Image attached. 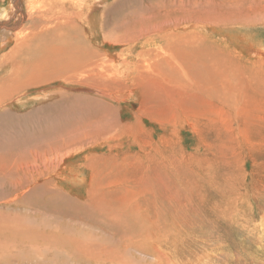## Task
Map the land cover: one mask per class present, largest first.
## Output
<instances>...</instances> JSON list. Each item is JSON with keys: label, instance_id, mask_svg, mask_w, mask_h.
Wrapping results in <instances>:
<instances>
[{"label": "rangeland", "instance_id": "obj_1", "mask_svg": "<svg viewBox=\"0 0 264 264\" xmlns=\"http://www.w3.org/2000/svg\"><path fill=\"white\" fill-rule=\"evenodd\" d=\"M9 2L0 0L5 25ZM18 2L25 12L26 2H81L82 17L67 8L55 18L75 23L57 46L70 40L81 60L43 67L30 84L23 74L0 104L1 138L2 128L28 134L11 142L23 159L0 170V211L16 219L6 224L14 233L0 228V264H264V21L222 20L256 17L263 0ZM225 27L244 29L250 49L233 46ZM200 63L222 69L229 100L220 86L195 85ZM74 134L87 137L51 150Z\"/></svg>", "mask_w": 264, "mask_h": 264}, {"label": "bare ground", "instance_id": "obj_2", "mask_svg": "<svg viewBox=\"0 0 264 264\" xmlns=\"http://www.w3.org/2000/svg\"><path fill=\"white\" fill-rule=\"evenodd\" d=\"M18 1L19 0H11V2H9V4L7 6V10L9 11V14L12 13L11 17L12 18L13 17L15 18L14 19V22L12 24H8V25H5V24H3V23L0 22V33L1 34L3 33L5 35V37H3V40L6 43H8L9 40L12 39L11 38V36H12L13 39H14V41H15L13 47L10 48V50H8L7 52H5L4 54H2L1 55V59H0V68L2 66H6V67L9 68V72L6 73L7 75L5 74L6 77L3 76L4 78H1V80H0V104L3 103V101L5 102L7 96H12L16 89L21 88L24 85V82H22L23 79H24L23 78V74H27L28 73L27 74L28 75V77H27L28 79H26V80H28V84H30L31 82H35L37 80L36 72L38 70H40L41 68H43V67H46V66H50V67L51 66H57V67H62L64 69L69 64H71V63L72 64L78 63L81 60L80 59V56H79V54H77V52L75 54V53H73V52L70 51L71 50V46L73 44L72 45L71 44L67 45L68 47L66 46V44H68L70 40L68 41V40L65 39L64 41H66V44L64 42H62L61 45L65 44V48L59 49L60 47L57 46V45L60 44V41L63 40V37L65 38V35H67L68 37L70 36V33L72 32V29L75 26V23H73L70 20H68V21H66V20L58 21L57 19H55V18H58L60 14L66 13V9L67 8L70 9L69 18H73V17L80 18V17H82V15H83V7L80 5L81 2H41L40 4L43 5V8L42 9L39 6L36 5L37 2H26L25 5H27L26 7H27V9H28L29 12H25L20 7ZM30 1H32V0H30ZM55 1H57V0H55ZM199 2H202V1H199ZM263 2H264V0H263ZM19 9H21V10H19ZM260 10H263V9H260ZM221 12H223L224 14L226 13L224 10L223 11H220V13ZM226 14H227V16H226ZM226 14H225V16H222V20L223 21H227V19H229V21L231 19L233 21L235 20L236 22L238 21V22H245V23L246 22L253 23L254 21L256 23L257 21H259V22H263L264 21V11H262L261 13L258 10H257V12L255 11L256 17H252L253 15L250 16L248 14H243L241 16H236V17L235 16H232L231 17L230 15L228 16V14H230L229 12L226 13ZM206 17L209 20V17H211V16H209V15L206 14ZM207 18H206V20H207ZM50 20L52 21V25L50 24ZM218 20H219L218 21L219 23L222 22L221 19H218ZM203 21H205V20H203ZM21 23L23 25L21 27H19V25ZM3 26H5L6 28H13V29L12 30H8V29H5V28H2ZM225 29H227L231 33V36H229L230 37L229 39H230V42L233 44V46L236 45L238 48H242V49L249 48L250 45L248 43H245L244 44L242 42V41H244V40L247 39V37L245 36V32H244L245 30L244 29H243L244 31L241 30L240 28L225 27ZM215 30H216V28H215ZM221 30L223 31L224 28L221 29ZM227 30H226V34L228 35V33H227L228 31ZM225 37L227 38V36H225ZM4 41H2V43L0 44V48H3L5 46L3 44ZM196 44H197V42H196ZM193 45H195V44H193ZM253 46L255 47L254 44H253ZM195 47H196V45L194 46V50L196 49ZM255 49H254V52L252 51V53H254V55L257 56V54H259L260 51H258L256 47H255ZM73 50H74V48H73ZM200 51L201 50H198V52H200ZM189 53H191V52H189ZM193 53H191V54L193 55ZM203 53L199 57L202 58ZM21 54L23 55V59H24V64L23 65L21 64V61H19L20 60L19 59V56L22 57ZM195 56H197V55H195ZM200 59L199 60L197 59V60L200 61ZM205 65L206 64H203L202 63L201 64V67H199V68L196 67V68H194L195 70L193 71V72L197 71L198 72V75H201L200 78L202 79L201 80V83L202 84L201 85L199 84L200 81L197 82L196 84L195 83H192V84H195L196 86L201 87V89L205 88L204 91L207 90L208 93L210 91H213L214 90V87H218V86H220V88H219L220 90L222 88V90L220 91L221 94L223 93V91L225 92V89H227L228 91H231V88H230L231 86L229 87L228 85H226L229 80L228 81L225 80L226 83L223 80V82L225 83L223 85L220 82V79L219 78L221 77V73L220 72L222 71V69H221V71L219 70L220 71L219 73L218 72H212V71L215 70L214 69L215 67L212 68V69H210V68L208 69L207 67H205ZM191 73L192 72H190V74ZM214 73H215V75H214ZM203 74L206 75V78L204 77ZM222 78L223 79H230V78H233V76L232 77L230 76V78L228 76L227 77H224L223 76ZM209 81H211V82H209ZM47 91H48V89H47ZM228 91H226L227 94H228ZM44 92H46V91H44ZM226 93L225 94H222V95H223V97L226 96L227 97L226 99H228L229 95H227ZM49 95L50 94H48V97H49ZM233 95H235V94H233ZM55 96L57 97V95H55ZM69 96L70 95H62L58 99H56V101L57 100H66V99L68 100V98L71 101H75L77 99V98L74 99L73 97H69ZM39 100H40V98H38V103H40ZM33 101H34V99H33ZM18 102L19 103H21V102L24 103L25 101H18ZM72 105L74 106V108H76V106H77V105H75V103H73ZM236 108H237V106H236ZM100 115L101 114H99L98 117H96V116L94 117V121H95L94 123L95 124L92 127H91V125L88 122H85L84 123V126L87 127V128L88 127H91L90 129L97 128L98 123L96 122V120L99 119V126H100L99 128H101V125L107 120L106 118H108V115H110V114L108 112H106V113L104 112V113H102L101 116ZM7 124H8V122H7ZM84 126H83V128L80 127L81 130H84ZM53 127L56 128V126H51L50 128H53ZM61 129L62 130H60L59 127L56 128L57 131H63L64 128H61ZM97 131L100 134H102L101 131H99V130H97ZM2 132H3V134H2ZM1 134H2V136H5V137H4V139H2L1 136H0V146L4 143L5 140H8L9 141L8 146H10V148L7 149L8 151H5V153H3L2 155H0V165H1L0 170H1V172H4V173L6 172L7 173V172L11 171V168L10 167L17 166L16 164H12V162L14 160L16 161V160L23 159L21 157H24V155L26 153V151L23 152L24 153V155H23L22 151L20 150V146L17 145L16 148H15L14 147L15 144L11 145V142L14 143L15 140H16V142L19 141L20 144H27L28 143V134H25L24 139H23L22 136H17L18 137L17 138L13 134H11L10 131L5 133L4 130H3V128L1 129ZM42 136H44V134ZM85 136L87 137V135H82L81 137H77V135H72L67 140L66 139L61 140L59 142V144H60L59 146L56 147V146L53 145L52 147H55V148H52L51 150H54L56 148H61V147H63L66 144L77 143V140L78 139H81L82 140V139H84ZM1 140H4L3 143H2ZM78 142H80V141H78ZM5 143H8V142H5ZM2 150H3V148H2ZM11 160H12V162H10ZM20 167L22 169V165L21 164H20ZM17 171H19V170H17ZM17 171H16V173H18ZM73 172H74V170L72 171V173ZM73 175H74V173H73ZM74 186L76 188L78 185L77 186L74 185ZM11 189H12V187H11ZM13 191H14V189H13ZM15 216L17 217V215H15ZM17 219H18V217H17ZM15 220H14L13 216L11 215V213H8V212H6L4 210L0 211V228L3 227V229L6 231L5 233H7V235H9V234H11L13 232V231H10L11 229L9 230V227L10 226H7V225H11V223H13V225H14L15 224ZM19 220L21 221L20 218H19ZM19 220H17V222ZM14 231H16V230L14 229ZM18 231L20 232V230H18ZM18 231H16V232H18ZM19 232H18V234L20 235V233L22 231L20 233ZM24 233H26L25 230H24ZM24 233L22 235H24ZM25 236H27V235L25 234ZM153 249H154V251H156L155 250L156 247H154ZM157 252H159V250ZM156 254L158 255V253H156ZM153 255H155V254L153 253Z\"/></svg>", "mask_w": 264, "mask_h": 264}, {"label": "crops", "instance_id": "obj_3", "mask_svg": "<svg viewBox=\"0 0 264 264\" xmlns=\"http://www.w3.org/2000/svg\"><path fill=\"white\" fill-rule=\"evenodd\" d=\"M58 101L60 102L61 100H58ZM62 101H66V100H62ZM69 102H70L71 104H73L75 101H71V100H69ZM61 107H64V105H61ZM74 109H75V108H74ZM54 119L57 120V117L55 116ZM55 122H56V121H55ZM55 122H54V123H55ZM58 122H60V120H58ZM54 123H53V126L58 127L57 125H54ZM51 126H52V124H51ZM51 126H50V127H51ZM75 134H76V133H75ZM75 134H74V135H75ZM54 150H55V149H54Z\"/></svg>", "mask_w": 264, "mask_h": 264}]
</instances>
